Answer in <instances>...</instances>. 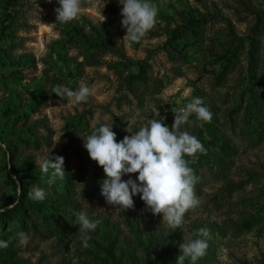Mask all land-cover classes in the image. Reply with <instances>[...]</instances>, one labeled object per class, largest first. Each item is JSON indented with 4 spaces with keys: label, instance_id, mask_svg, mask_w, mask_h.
<instances>
[{
    "label": "rangeland",
    "instance_id": "374dc122",
    "mask_svg": "<svg viewBox=\"0 0 264 264\" xmlns=\"http://www.w3.org/2000/svg\"><path fill=\"white\" fill-rule=\"evenodd\" d=\"M105 2L82 0L80 17L61 24L55 0H0V131L17 144V165L62 156L65 171L63 179L46 174L30 182V191L43 188L46 198L42 209L23 224L11 221L5 233L16 264H127L129 258L147 264V253L168 264L199 228L209 235L197 264H264V0H152L157 22L138 42L123 38L118 0ZM102 6L106 19L92 23ZM81 83L95 90L86 102L54 93ZM193 97L212 119L193 116L181 128L206 150L185 157L200 203L182 226L167 228L139 194L124 211L107 204L102 166L81 136L107 123L119 141L155 108L171 129L174 112ZM10 99L19 113L4 115ZM4 152L0 208L16 205ZM80 210L100 221L87 247L74 225L73 211ZM17 231L29 235L27 245L12 239Z\"/></svg>",
    "mask_w": 264,
    "mask_h": 264
},
{
    "label": "clouds",
    "instance_id": "9594fccd",
    "mask_svg": "<svg viewBox=\"0 0 264 264\" xmlns=\"http://www.w3.org/2000/svg\"><path fill=\"white\" fill-rule=\"evenodd\" d=\"M55 2L58 5L54 9L56 22L65 24L80 17L82 0ZM118 3L122 5L121 26L126 30L123 38L133 42L140 41L157 22V7L152 0H118ZM103 6L92 23L98 22L101 25L106 19L101 14ZM94 91L86 83H81L74 90L63 85L57 86L54 93L79 104L86 102ZM174 113L171 129L155 108L147 123L134 134L131 132L130 136L126 135L119 141L116 140L112 125L107 123H99L92 128L90 134L81 136L83 147L91 160L102 166L104 178L100 182V193L105 202L124 211L134 207L133 197L139 194L145 209L154 215L162 214V222L171 229L181 227L185 213L200 203L194 191L197 177L185 157L206 151L200 140L181 128L193 123L190 119L193 116L195 121L210 122L212 119L211 111L200 97H193ZM116 115L119 116L118 113ZM0 149L6 151V145L2 142ZM35 163L43 174L63 179L65 171L62 156H51V159L36 160ZM133 173L136 174L135 178L130 175ZM124 176L127 179H122ZM28 195L35 201L46 198L45 190L39 187L33 188ZM13 206L14 204H9L6 208H0V212ZM73 217L74 225H78L82 246L87 247L91 239L90 233L95 231L100 221L90 218L84 210L73 211ZM208 235L206 228H199L189 239L184 240L179 245L180 253L175 264H185L186 260L189 264H197L206 254ZM12 239L18 245L25 246L30 237L24 231H17ZM8 243L9 241L0 239V248L7 247Z\"/></svg>",
    "mask_w": 264,
    "mask_h": 264
},
{
    "label": "trees",
    "instance_id": "16d2710c",
    "mask_svg": "<svg viewBox=\"0 0 264 264\" xmlns=\"http://www.w3.org/2000/svg\"><path fill=\"white\" fill-rule=\"evenodd\" d=\"M11 0H7L10 2ZM4 29H0V38L1 35L4 33ZM1 40V39H0ZM1 55V52H0ZM255 62V54L254 50L251 48L248 52V65L252 67ZM252 71V69H250ZM18 105L15 104L13 99H10L9 102L6 104L4 108H2L4 115H15L19 113ZM0 138L6 145V150L10 156V169L12 173L16 176L11 180L14 193L10 203L16 202V205L10 209L5 210L4 212H0V239L6 240L5 233L10 227L11 221H17L20 224H23L26 219H29L31 216V212L34 209H42L44 207L43 201H35L30 198L28 193L30 192V182L38 177H41L43 174L39 166L29 158L26 163L25 167L22 168V165H17L16 162V155L18 151V146L15 142L11 140V138L5 135L3 132L0 131ZM17 140L21 142H25L20 136L17 137ZM4 155L7 156V152H4ZM17 182L20 183V190L18 191ZM16 252L13 247L8 243L7 247L0 248V261L3 264H16ZM147 264H162L160 261V257L157 256L154 261L151 260L149 254L147 253L146 256ZM176 257H173L168 264H175ZM133 258H129L127 264H135ZM243 264H247L246 261L242 262Z\"/></svg>",
    "mask_w": 264,
    "mask_h": 264
},
{
    "label": "water",
    "instance_id": "95a60500",
    "mask_svg": "<svg viewBox=\"0 0 264 264\" xmlns=\"http://www.w3.org/2000/svg\"><path fill=\"white\" fill-rule=\"evenodd\" d=\"M0 142H2L1 138H0ZM3 143V142H2ZM4 144V143H3ZM5 145V144H4ZM7 152V161H8V165H9V168H10V156H9V153L8 151L6 150ZM10 173L12 174L13 178H16V176L12 173L11 169H10ZM17 185H18V189L20 190V183L17 182Z\"/></svg>",
    "mask_w": 264,
    "mask_h": 264
}]
</instances>
